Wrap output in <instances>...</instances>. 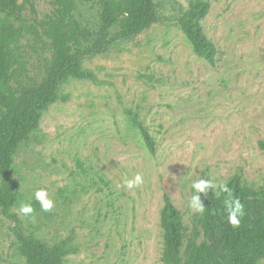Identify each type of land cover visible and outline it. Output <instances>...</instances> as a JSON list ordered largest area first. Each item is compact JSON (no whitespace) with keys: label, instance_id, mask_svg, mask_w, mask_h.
I'll list each match as a JSON object with an SVG mask.
<instances>
[{"label":"rangeland","instance_id":"obj_1","mask_svg":"<svg viewBox=\"0 0 264 264\" xmlns=\"http://www.w3.org/2000/svg\"><path fill=\"white\" fill-rule=\"evenodd\" d=\"M73 1L84 31L82 67L93 76L62 79L57 99L16 147L10 212L18 221L2 216L0 264L23 263L16 232L64 244L62 264H165L164 194L190 225L198 178L219 186L239 173L264 191V0H205L201 23L218 49L213 65L194 53L177 23L190 0H153L157 19L130 37L102 21L101 0ZM18 2L20 9L5 12L36 27L59 6ZM129 111L155 138V153ZM137 172L144 182L123 186ZM38 188L55 201L52 211H41ZM22 202L32 204L31 216L19 213Z\"/></svg>","mask_w":264,"mask_h":264},{"label":"trees","instance_id":"obj_2","mask_svg":"<svg viewBox=\"0 0 264 264\" xmlns=\"http://www.w3.org/2000/svg\"><path fill=\"white\" fill-rule=\"evenodd\" d=\"M58 1L53 17L36 27L11 20V14L5 12L20 9L18 0H0V221L2 216L18 221L10 212L17 191V183L10 176L17 145L38 126L41 108L57 99L62 79L93 76L82 67L80 40L84 31L75 16V2ZM209 7L205 0H190L177 23L194 53L213 65L218 49L201 23ZM99 15L123 37L142 32L157 19L153 0H101ZM129 114L147 149L155 153V138L137 112ZM225 184L230 197L220 185L199 193L205 210L202 214L193 211L190 225L184 223L170 197L163 195L162 262L257 264L264 257L263 189L247 184L239 173ZM229 199H238L243 205L236 227L227 221L225 201ZM15 237L22 264H62L67 253L64 244L46 245L19 232Z\"/></svg>","mask_w":264,"mask_h":264},{"label":"clouds","instance_id":"obj_3","mask_svg":"<svg viewBox=\"0 0 264 264\" xmlns=\"http://www.w3.org/2000/svg\"><path fill=\"white\" fill-rule=\"evenodd\" d=\"M144 182V177L142 173L137 172L132 178H125L124 185L128 189H134L140 186ZM217 185L209 179L198 178L192 182V188L195 190L197 195H193L189 201V206L194 212L203 213L204 204L202 203L199 193H204L207 189L216 188ZM220 190L222 192L228 193L231 196L230 190L226 184L220 185ZM34 199L39 203L40 209L43 212H50L55 207V201L49 196L47 189L38 188L33 193ZM225 206L228 210L227 221L233 227L239 225V216L243 215V205L238 199L236 200H226ZM19 213L23 216H31L34 213V208L30 202H22L18 209Z\"/></svg>","mask_w":264,"mask_h":264}]
</instances>
